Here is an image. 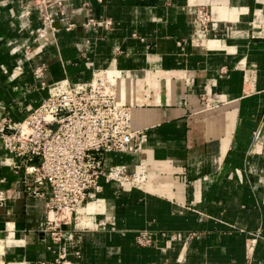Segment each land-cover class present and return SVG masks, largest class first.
Instances as JSON below:
<instances>
[{"label": "crops", "instance_id": "0c3cea01", "mask_svg": "<svg viewBox=\"0 0 264 264\" xmlns=\"http://www.w3.org/2000/svg\"><path fill=\"white\" fill-rule=\"evenodd\" d=\"M26 2L0 0L2 113L21 122L48 97L42 81L103 71L143 132L105 170L145 179L103 177L54 243L45 200L26 194L21 159L0 143V264H264V0H60L43 37ZM141 231L151 245L137 244Z\"/></svg>", "mask_w": 264, "mask_h": 264}, {"label": "built area", "instance_id": "2783aa9c", "mask_svg": "<svg viewBox=\"0 0 264 264\" xmlns=\"http://www.w3.org/2000/svg\"><path fill=\"white\" fill-rule=\"evenodd\" d=\"M59 2L27 0L25 9L38 10L44 23L40 37L52 31V7ZM195 13L196 23L207 33L209 7L199 5ZM93 22L90 19L88 24ZM42 70L38 67L36 73L41 75ZM41 88L48 90V97L23 121H13L0 109V143L21 159L16 168L23 167L29 177L25 192L45 200V230L54 243H60L65 239V227L73 225L79 210L103 190V177L132 186L145 179L143 174H131L125 165L104 167L107 155L137 152L143 132L132 128L131 108L117 103L116 88L103 71L95 72L90 82L42 81ZM7 191L0 186V205L7 199ZM136 242L151 245V234L139 232Z\"/></svg>", "mask_w": 264, "mask_h": 264}, {"label": "rangeland", "instance_id": "374dc122", "mask_svg": "<svg viewBox=\"0 0 264 264\" xmlns=\"http://www.w3.org/2000/svg\"><path fill=\"white\" fill-rule=\"evenodd\" d=\"M81 209H82V208H81ZM81 209H80V210H81ZM78 214H79V212H78ZM75 221H76V220H75V219H73V226L75 225Z\"/></svg>", "mask_w": 264, "mask_h": 264}, {"label": "bare ground", "instance_id": "6f19581e", "mask_svg": "<svg viewBox=\"0 0 264 264\" xmlns=\"http://www.w3.org/2000/svg\"><path fill=\"white\" fill-rule=\"evenodd\" d=\"M82 213H83L82 209H81V210H79V214L81 215Z\"/></svg>", "mask_w": 264, "mask_h": 264}]
</instances>
